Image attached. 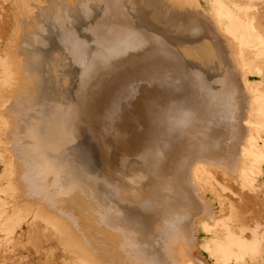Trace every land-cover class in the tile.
<instances>
[{"label":"bare ground","instance_id":"obj_1","mask_svg":"<svg viewBox=\"0 0 264 264\" xmlns=\"http://www.w3.org/2000/svg\"><path fill=\"white\" fill-rule=\"evenodd\" d=\"M65 1L79 20L68 7L63 20H24V14L18 20L29 87L16 110L25 175L75 227V210L61 205L81 197L94 209L102 239L121 250L126 264L181 263L194 246L196 221L212 213L193 175L205 161L224 158L231 169L238 162L249 108L243 79L194 0ZM95 17L148 23L143 37L112 26L110 41L98 33ZM82 31L94 45L70 42ZM116 38L130 39L116 44ZM70 50L81 56L79 93L72 89ZM54 135L62 149L55 157L47 151ZM88 178L92 191L83 183Z\"/></svg>","mask_w":264,"mask_h":264},{"label":"rangeland","instance_id":"obj_2","mask_svg":"<svg viewBox=\"0 0 264 264\" xmlns=\"http://www.w3.org/2000/svg\"><path fill=\"white\" fill-rule=\"evenodd\" d=\"M194 1L198 16L214 26L219 43L226 44L222 48L228 51L233 66L243 79L245 103L249 108L242 121L244 138L240 155L233 168L224 166L225 159L220 158L201 163L204 168L193 175V183L212 213L210 217L196 221L194 246L189 248V256L178 264H264V0ZM81 2L83 0H78L75 4ZM99 2L108 4L106 0ZM158 3L161 2L158 0ZM63 7H68L71 12L70 3L65 0H0V264H82L80 255L92 264L103 261L126 264L121 250L106 241L108 238L102 239L101 227L92 220L96 214L94 209L85 208L79 196L64 200L62 209L66 208L69 213L75 210L72 214L78 216V227L69 224L72 222L46 204L48 192L34 191V179L25 175L28 172L21 160L16 110L22 99L27 98L29 87L18 49V20L22 14L28 16L24 20H63ZM73 13L76 10L71 16ZM74 16V20H79L80 16L73 14L72 18ZM96 19L93 22L98 24V33L107 39L113 36L112 26L143 37L145 32L141 25L148 23L147 20ZM84 33L86 31L81 32L82 36H71L70 42L83 40L79 45L85 44V48L94 45L95 40L86 38ZM128 39L119 42L116 38V44H126ZM70 58L76 79L72 89L78 92L83 88V85L75 86L79 84L82 71L81 56L70 50ZM64 78L60 81L63 86L67 85V76ZM54 138L49 139L50 148L47 149L53 157L62 151L58 145L60 140ZM32 166L30 168L34 170ZM35 174L36 181L44 187V178L40 179L38 172ZM83 183L92 191L91 179H83ZM86 239H89L88 243Z\"/></svg>","mask_w":264,"mask_h":264}]
</instances>
